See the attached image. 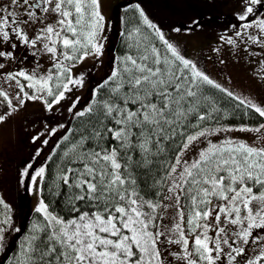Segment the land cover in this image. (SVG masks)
<instances>
[{
	"label": "snow or ice",
	"instance_id": "6c2138e0",
	"mask_svg": "<svg viewBox=\"0 0 264 264\" xmlns=\"http://www.w3.org/2000/svg\"><path fill=\"white\" fill-rule=\"evenodd\" d=\"M239 5V23L220 39L264 56V0ZM129 10L138 21L123 33L126 51L77 110L80 97L70 94L84 87V75L75 70L104 52L101 0L0 4V60H15L19 44L49 61L47 68L36 59L31 70L0 72L18 89L14 97L0 89L7 103L0 123L27 101L48 112L68 101L67 112L81 121L75 128L46 125L32 137L47 147L64 130L39 167L29 162L20 172L21 185L27 180L37 196L28 225L14 226L13 209L0 196V264H264V106L211 78L140 4ZM251 45L260 51L250 52ZM224 97L235 103L225 105ZM234 113L260 119L226 123ZM235 132L250 134L251 142ZM42 153L38 147L33 159ZM9 232L19 234L12 244Z\"/></svg>",
	"mask_w": 264,
	"mask_h": 264
},
{
	"label": "rangeland",
	"instance_id": "374dc122",
	"mask_svg": "<svg viewBox=\"0 0 264 264\" xmlns=\"http://www.w3.org/2000/svg\"><path fill=\"white\" fill-rule=\"evenodd\" d=\"M118 1L124 0H101L102 14L105 17V30L103 33L104 52L99 59H86L75 70L76 75H81L91 64L96 63L91 76L84 82V87L74 89L70 94L73 97H80L77 110L90 102V90H92L96 83H100L107 78L115 66V58L119 57L113 47L117 33L121 31L119 18L114 15V5ZM208 1L211 3L219 1V3L217 7L215 5V7L210 9L213 12L211 16L204 15L205 17L201 19L203 25L196 28L192 27L188 31H184V29L188 28L181 26L179 27L182 29L180 32H176L174 29H165L163 25H159V27L166 37L180 48L187 58L195 60L198 66L211 78L233 91L236 95L251 99L254 103L264 106V64L260 63V61L264 60V56H250L244 51V45L241 44L239 47L233 48L220 39L221 35H232L233 30L228 32V30H231L228 26L236 23L235 13L241 11L240 5L236 6V0H223L224 4L221 0ZM137 2L142 5L143 9L147 10L149 8L146 0H137ZM9 3L10 0H0V4L3 5H8ZM215 15L218 17L212 18ZM196 19L197 17H194L193 20ZM32 27H28L29 34H31ZM215 48H219L220 51H214ZM31 51V49H28L27 53L30 54ZM249 51L260 50L257 46L251 45ZM15 57L16 59L13 61L0 60V62L5 63V68L0 70V72H11L21 68L31 70L35 67L36 59H39L44 68H47L49 65L46 56L34 58L31 54L30 56H25L23 53L20 54V52L15 50ZM0 89L7 91L10 97H14L18 90L14 82L5 83L3 80H0ZM68 103V101H62L60 109H62L63 113ZM13 104L18 106V101L13 99ZM31 108L45 109L43 103L40 101H27L23 107H19L18 111L6 116L5 121L0 123V191L13 210L16 203L13 191L16 178L29 162L33 164L34 168L39 167L44 162V157L49 153L53 144L51 138L47 147H44L41 141L32 142V137L37 133L33 131L34 129L31 124L26 121H31L29 119L31 113L26 112V110ZM59 110L51 113L53 118L55 116L61 117L57 124H60L62 120L63 122L66 121V118L62 117V113L58 112ZM34 122L42 124L44 120H42V117H39L33 120V125ZM46 122L48 123V121ZM47 126L52 127L53 124L48 123ZM231 135L239 139H247L251 142L249 138L250 134L235 132L231 133ZM44 138L41 137V140ZM38 147H43V153L40 157L33 159ZM28 196L29 203L27 210L33 211L36 206L37 196L31 193ZM173 213L174 209L169 208L165 216V222L170 220Z\"/></svg>",
	"mask_w": 264,
	"mask_h": 264
},
{
	"label": "trees",
	"instance_id": "16d2710c",
	"mask_svg": "<svg viewBox=\"0 0 264 264\" xmlns=\"http://www.w3.org/2000/svg\"><path fill=\"white\" fill-rule=\"evenodd\" d=\"M223 3V0H221ZM229 1V0H227ZM233 1V0H231ZM146 2L149 5V8L147 10L142 9L145 11V14L148 16V18L157 26L163 25L165 29H175L179 27L183 28H192L195 27L192 24V21H198L199 26L203 25V21L201 22V19L204 18L206 15L211 16L213 13L210 9L217 7L219 1H216L214 3L209 2L208 0H146ZM137 4V0H124V1H118L114 5V15L119 18V23L121 24V31L117 33V37L114 43V50L115 52L121 56L126 51V38L123 33H125L127 30L131 29L132 27L136 26L138 21V14L133 13L131 10L128 12H125V8L130 4ZM139 4V3H138ZM224 4V3H223ZM239 5V0H236V6ZM205 15V16H204ZM229 15V14H228ZM194 17H197L196 20H193ZM218 17L217 15L212 16V18ZM235 24H238L239 22L235 20ZM191 26V27H190ZM232 30H228L230 32ZM96 63L91 64L85 71L82 72L84 75V82L87 78H89L95 69ZM99 83H96L95 86L92 88V90L98 85ZM92 90L90 92L92 93ZM219 95V94H218ZM92 98V95H91ZM91 100V99H90ZM224 104L225 105H233L235 102L231 101L229 98L224 97ZM62 107L59 106L56 109H54L52 112H48L43 108H31L26 110V112H30L31 116L29 119L26 120L28 123L31 124L33 127V131L35 133H39L41 131H46V125L48 123L53 124L52 127H56L58 124L57 122L60 120L61 117L53 118L51 113H54V111L59 110ZM7 108V103L2 101V98H0V114L5 113V110ZM65 112H62V109H60L58 112L62 113V117L66 118V121L61 123H66L68 127L75 128L78 127L81 123L80 120H73L72 117L67 112V107L64 109ZM231 110V109H229ZM60 113V114H61ZM51 114V115H50ZM42 117V120L44 122L40 124L39 122H34L33 120H36V118ZM259 117L252 116L249 117H243L241 118V115L238 113H234L232 116L229 117L228 121H225L226 123H232V124H241V123H247L250 125H254L257 122H259ZM48 121V123L46 122ZM51 128V127H48ZM64 130L61 132H58L56 136L51 137V140H53V144L56 141V139L62 135ZM43 137V136H42ZM52 144V145H53ZM55 161V157L53 158ZM56 173V165L55 163H49L48 165V174L46 175V185L51 184L52 179L54 178ZM27 183L28 181L25 180V184L21 185L20 183V175L15 180V187L14 188V199L16 200L15 207L13 210V220H14V226H20V225H28L30 220V215L32 214V211H28V203H29V191L27 190ZM0 196L2 195V192L0 191ZM45 196H48L47 191H45ZM4 198V197H3ZM57 207H59V204H57ZM19 234H14L9 232L7 234L9 243L12 244L16 240V236ZM7 254V253H6ZM3 255L0 254V262L3 260Z\"/></svg>",
	"mask_w": 264,
	"mask_h": 264
},
{
	"label": "flooded vegetation",
	"instance_id": "af4514ba",
	"mask_svg": "<svg viewBox=\"0 0 264 264\" xmlns=\"http://www.w3.org/2000/svg\"><path fill=\"white\" fill-rule=\"evenodd\" d=\"M5 47H6V46H5ZM16 51L20 52V54L23 53L25 56H30V54L27 53V52H28V49H26V48H25L24 46H22V45H19V44H18Z\"/></svg>",
	"mask_w": 264,
	"mask_h": 264
}]
</instances>
